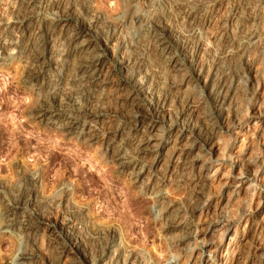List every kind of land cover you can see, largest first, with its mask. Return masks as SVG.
<instances>
[{"label":"rangeland","instance_id":"rangeland-1","mask_svg":"<svg viewBox=\"0 0 264 264\" xmlns=\"http://www.w3.org/2000/svg\"><path fill=\"white\" fill-rule=\"evenodd\" d=\"M170 1L0 0V264H109L115 240L117 264H264V0H197L185 21ZM86 28L106 55L96 82L73 59ZM156 37L182 62L158 101L123 67L161 64ZM59 97L96 142L37 117Z\"/></svg>","mask_w":264,"mask_h":264},{"label":"bare ground","instance_id":"bare-ground-1","mask_svg":"<svg viewBox=\"0 0 264 264\" xmlns=\"http://www.w3.org/2000/svg\"><path fill=\"white\" fill-rule=\"evenodd\" d=\"M164 1V0H163ZM197 0H171L170 3L172 6H175L176 8V14H175V18L177 19V17H181L182 16V13L184 14V21H185V17H187V15H189L191 13V8L193 6V4L196 2ZM203 1V0H201ZM207 1V0H206ZM200 2V1H199ZM201 3V2H200ZM204 3V2H203ZM199 4V3H198ZM196 5V4H195ZM205 5V4H204ZM34 6V5H33ZM199 6V5H198ZM163 7V6H162ZM195 7V6H194ZM174 8V9H175ZM182 8V9H181ZM171 9V8H170ZM198 9V8H197ZM204 9V8H203ZM169 11V10H168ZM202 12V11H201ZM206 12V11H205ZM193 13V12H192ZM167 14V13H166ZM165 14V15H166ZM181 14V16H180ZM169 15V14H168ZM189 17V16H188ZM178 18V19H179ZM177 19V20H178ZM192 19V18H190ZM147 20V19H146ZM168 20V18H167ZM180 20V19H179ZM183 20V19H182ZM169 23H164L165 27H168L169 31L171 32L172 31V36L175 37V40L177 38H182V37H185L187 32L183 31L182 28H180V26L178 27L177 25H171L170 23V20H168ZM189 21V19L187 20ZM172 22H174L172 20ZM176 22V21H175ZM174 22V23H175ZM190 22V21H189ZM203 22V21H202ZM148 24V23H147ZM157 24V23H156ZM154 24V25H156ZM163 24V23H162ZM191 24V23H190ZM184 25V24H183ZM150 26V24H149ZM147 27V25H146ZM153 27V26H152ZM89 28V27H88ZM88 28L86 29H82V30H79L75 33V43L73 44V52H74V55H73V59H74V64L79 68V69H83V71L85 72L84 74L86 75H89V79L91 78L92 80H94L93 82H96L99 80V74H100V71L101 69L103 68L102 66L104 65L105 60H106V55L99 52L98 51V48H97V45H96V40H95V36L93 33H91L92 31L89 30ZM157 28V27H156ZM185 28H188V27H185ZM194 28V27H192ZM149 30V29H148ZM159 30V29H157ZM165 30V29H164ZM195 30V28H194ZM202 30V29H201ZM190 32H188L189 34L191 33V31L193 30H189ZM197 31L193 32V33H196ZM198 33V32H197ZM93 34V35H92ZM250 34V33H249ZM249 34H246L244 35V40H247L249 38ZM252 34V33H251ZM188 35V34H187ZM194 35V34H193ZM199 35V34H198ZM197 35V36H198ZM157 36V35H156ZM159 36V35H158ZM157 36V37H158ZM192 36V35H191ZM251 36V35H250ZM14 37V36H13ZM156 37V38H157ZM188 37V36H187ZM186 37V39H187ZM243 37V36H242ZM106 38V37H105ZM140 38V37H139ZM190 38V36H189ZM194 38V37H193ZM170 39H173V37H171ZM183 39V38H182ZM185 39V38H184ZM136 40V39H135ZM142 40V39H141ZM140 40V41H141ZM178 40V39H177ZM249 40V39H248ZM181 41V40H180ZM187 41V40H186ZM202 41V40H201ZM200 41V42H201ZM169 42V41H168ZM183 42V41H182ZM199 42V41H198ZM250 42V41H248ZM139 42H137L138 44ZM180 43V42H179ZM178 43V44H179ZM189 43V42H188ZM202 43V42H201ZM240 43V42H239ZM247 43V42H246ZM98 44V43H97ZM193 44V43H192ZM114 45V44H113ZM124 45V44H123ZM140 45V44H138ZM136 45V46H138ZM171 45V43H170ZM177 45V43H176ZM181 45V44H180ZM201 45V44H200ZM14 46V45H13ZM12 46V47H13ZM156 48L157 50L159 51V54L161 57V64H156V62H153V63H149L148 65V69H149V72H145L146 74L140 78H138V74H137V71L138 69H135V67H133V61H131V57H128L126 58L127 60H125V65L123 63V67H125V71L127 70L128 72V76L129 78L131 79L132 83L138 88V90L141 92V94H143L144 96H146V99H147V96L150 98H154L155 100L159 99V96L160 95H164V93H166L168 91L167 87L169 86H172V85H176V82L175 80L171 77L172 75H174L177 71H179L181 69V63H180V60L178 59V55H176V52H174L175 49L171 50V48L169 47L167 41H165L163 38H157L156 39ZM172 46V45H171ZM12 47H9V48H6L7 51L10 50V48L12 49ZM18 48V45L15 46ZM140 47V46H139ZM154 47V46H153ZM174 47V46H172ZM16 48V50H17ZM138 48V47H137ZM245 48V47H244ZM134 49V48H133ZM132 49V50H133ZM232 49V48H231ZM6 51V52H7ZM12 51V50H11ZM11 51L7 52V56H11ZM133 51H137V49L133 50ZM139 51V50H138ZM5 52V53H6ZM18 52V51H16ZM140 52V51H139ZM13 53V52H12ZM141 53V52H140ZM134 54V53H133ZM137 54V53H136ZM142 55V54H141ZM31 56V55H30ZM131 56V55H129ZM59 57V56H58ZM131 58V59H129ZM148 58V57H147ZM108 59V58H107ZM153 59V58H152ZM158 59V58H157ZM218 59V58H217ZM122 60V59H121ZM120 60V61H121ZM159 60V59H158ZM119 61V62H120ZM155 61V59H154ZM108 62V61H107ZM160 62V61H159ZM121 63V62H120ZM139 63V62H138ZM231 63V62H229ZM107 64V63H106ZM217 65V64H216ZM107 66V65H106ZM147 66V65H146ZM40 67V66H39ZM184 67V66H183ZM182 67V68H183ZM77 68V69H78ZM111 68V67H110ZM228 65L227 64H222L221 65V72L222 74L219 72V74L222 76L223 74L227 73L228 71ZM70 69V68H69ZM183 70V69H182ZM81 71V70H80ZM139 71V70H138ZM147 71V70H146ZM144 72V71H143ZM184 72V71H183ZM103 73V72H101ZM126 73V72H125ZM180 73V71L178 72ZM82 74V76L84 75ZM171 74V75H170ZM186 74V73H185ZM228 74V73H227ZM80 75V74H79ZM140 75V74H139ZM219 75V76H220ZM81 77V76H80ZM124 77V76H123ZM218 77V76H217ZM82 78V77H81ZM87 78V77H86ZM104 78V77H103ZM106 78V77H105ZM128 78V79H129ZM188 78V77H186ZM212 79V78H211ZM106 80V79H105ZM109 80V79H108ZM183 81V80H182ZM215 81V80H214ZM103 82V81H102ZM189 79L185 80V84H186V87L189 85ZM218 82V81H217ZM219 83V82H218ZM132 85V84H131ZM218 85V84H217ZM133 88V87H132ZM136 88V89H137ZM189 88V87H188ZM222 89V86L221 85H218L216 90L217 92L220 93ZM228 89V88H227ZM70 90V89H68ZM128 89H126L127 91ZM129 91V90H128ZM67 92V91H66ZM224 92V91H223ZM59 95V94H58ZM130 95V94H129ZM62 96V94H61ZM65 96V95H64ZM68 96V94L66 95V97ZM167 96V95H166ZM69 97V96H68ZM72 97V96H71ZM60 98V97H59ZM130 99L132 97H129ZM148 98V99H149ZM166 98V97H165ZM169 98V97H168ZM55 99V98H54ZM53 99V100H54ZM67 98H60L58 101V106L60 109V112L57 111V110H54V109H50L48 107H46L45 105L41 106L39 105L38 107H36L35 111L37 113V117H39V119L44 122L46 125H53L55 127H59L61 128L62 130H64L65 132L67 133H74V135L76 134L77 135H80L81 137L84 136L86 138H88L90 141H95L97 139V135H96V132H95V128L92 124H90L89 122H87V120H80V118H78L77 116H75L73 114V112L69 111V109L67 108L68 107V104L69 103H72L71 101H67L66 100ZM69 99V98H68ZM74 99V98H73ZM162 99V98H161ZM56 100V99H55ZM71 100V99H70ZM164 100V98H163ZM158 101V100H157ZM75 102V101H74ZM148 102V101H147ZM150 102V101H149ZM157 103V102H156ZM159 103V102H158ZM46 104V103H45ZM145 104V103H144ZM153 104V103H152ZM49 105V104H47ZM150 105V103H149ZM50 106V105H49ZM70 106H72L70 104ZM154 106H157L156 104ZM52 107V106H51ZM54 107V106H53ZM152 107V106H151ZM70 108V107H69ZM76 108V107H75ZM56 109V108H55ZM58 109V108H57ZM72 110V108H70ZM73 111V110H72ZM79 112V111H78ZM82 113V112H81ZM84 114V113H83ZM80 117V116H79ZM40 121V122H41ZM91 121V119H90ZM44 124V125H45ZM148 124V123H147ZM52 126V127H53ZM97 126V125H96ZM58 128V129H59ZM78 136V137H80ZM198 137V136H197ZM83 138V137H82ZM143 138V139H142ZM153 137L149 134H143L142 137H141V140H140V145L143 146V148H147L150 144V140L152 139ZM84 139V138H83ZM87 141V140H86ZM88 142V141H87ZM96 142V141H95ZM153 142V141H152ZM159 142V141H158ZM92 143V142H91ZM152 144V143H151ZM196 143H190L188 145H186L184 147V150L186 152V154H190V151H192L193 149H195L197 146L195 145ZM116 145V144H115ZM107 146V145H106ZM197 149V148H196ZM125 150V149H124ZM122 151V150H121ZM116 152V151H115ZM113 153V152H112ZM197 153V152H196ZM125 156L127 158V155L124 152H120L118 151V154H117V159L119 160L118 163L120 164H123L124 163V159H125ZM191 156V160H197L198 159V156H200L199 154H195V155H190ZM135 162V161H134ZM133 165V164H132ZM206 165V164H205ZM202 167H205L204 164ZM132 169V168H130ZM208 170V169H207ZM143 173V167L141 166H138L136 163L134 164V167L132 169V172H131V176H132V179H134V181H139L141 182V175ZM141 184V183H140ZM176 216V215H174ZM219 223H222L220 221H216V222H213L210 224V226L208 227V230L213 228L214 225H218ZM187 230L184 231V233H182L181 237H180V241H184L185 239H187L188 237H192L194 235H196L195 233V225L192 227V226H189L190 224L188 223H185ZM116 241V240H115ZM114 243H110L111 245L108 246V255H109V258H107L106 262H108L109 264H117L118 261L117 259H113V252L112 250H115L117 251L118 253L123 252L122 251V248L119 246V244H117L118 242H115ZM205 244V243H204ZM208 244V243H207ZM64 246V245H63ZM67 247V246H66ZM62 248V247H61ZM70 250V249H69ZM62 253H66V252H69L66 248H62L61 251ZM72 253V252H70ZM112 253V254H110ZM60 255V254H59ZM67 255V254H66ZM123 255V254H122ZM24 256L27 257V254L24 255V253H19L17 254V257H16V260H20L22 258H24ZM116 257V255H115ZM121 259V258H120ZM24 260V259H23ZM205 260V259H204ZM203 260V261H204ZM210 261V260H209ZM122 262V261H121ZM207 262V261H206ZM257 263V262H256ZM102 264H106L105 262L102 263ZM255 264V263H254Z\"/></svg>","mask_w":264,"mask_h":264}]
</instances>
